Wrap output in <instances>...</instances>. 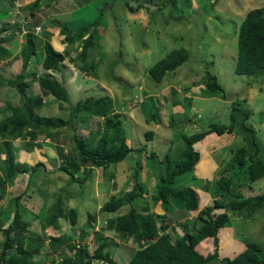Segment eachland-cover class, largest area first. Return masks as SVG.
<instances>
[{
  "label": "rangeland",
  "instance_id": "374dc122",
  "mask_svg": "<svg viewBox=\"0 0 264 264\" xmlns=\"http://www.w3.org/2000/svg\"><path fill=\"white\" fill-rule=\"evenodd\" d=\"M6 1L2 2L3 7L9 6ZM136 2L137 6L141 5L142 7L136 13H130L125 6L126 3L135 7ZM173 2L175 3L173 4ZM25 3L26 1L22 0L18 8L12 6L13 9L20 10L19 14L17 17L13 16L4 21L0 27L4 24L13 25L17 19H21L20 17L27 18L30 15L27 9L29 3ZM52 4L54 5L52 9H44L39 12L40 16L44 18L43 22L47 16H52L51 22H47L48 26H66L69 29L78 30L90 23L98 24L95 44L88 52L89 60L96 62L95 77L81 71L82 64L77 57L78 54L75 53L74 46L71 49L70 47L66 48L68 52L66 59L70 57L69 54L77 57V60L74 61L79 68L69 63L73 70H68L65 79H62L63 77L58 73H51L52 78L66 81L69 109L76 102L89 96H96L99 92L104 95L107 88L112 90L115 86L113 97L117 100L115 103L111 102L112 118L115 115L118 116L126 144L137 151L129 152L121 164L109 166L108 171L110 172L121 168L119 172H115L116 176L112 181H108V177L107 180L106 178L102 180L103 178H100L102 174L99 178H95L94 173L86 175L85 180H82L81 175L80 180L77 181H73L67 174L49 176L44 173L41 166L33 173L28 170L31 173L26 178V181L29 179V188L21 200H18L20 202L18 211L23 214L22 221L28 225L24 237L28 239L29 237L35 238V235L47 234L57 236L58 232L70 236L78 232L77 228L85 227L87 214L96 216L101 223L104 220L123 215L129 211V205L122 206L115 213L103 212L101 208L112 196H121L137 183L141 188V196L134 202L136 211L151 216L160 233V228L166 226V232L171 237L175 238L176 234L181 236L182 228H178L180 222H178L179 212H177L180 205L171 201L165 211L159 203L154 204L152 198L157 191L159 182V173L157 172H162L164 175L166 166H169L171 171L172 162L183 157V135L190 136L207 131L210 125H229V117L233 113L232 104L239 103L240 110L249 112L245 124L255 130L260 150L258 157L264 162V78L249 79L236 75L234 72L240 23L250 10L264 7V0H171V2L169 0H61L58 8L54 2ZM6 17L5 13L0 12V21ZM80 19L83 21L82 23ZM41 32H43V26H41ZM3 33L4 31L0 30L1 36ZM41 41L38 39L39 47H42ZM62 42L64 43L65 40ZM5 48L11 55L8 43L5 44ZM180 48L188 51V60L175 71L167 73L160 83L154 82L149 75V68L171 51ZM40 53L41 51H38L35 57L38 58ZM8 66H11V69ZM21 66L19 56L14 57L11 62L0 61L1 111L7 110V103H13L14 107L21 104L20 101V103L18 102L20 97L17 90L11 88L10 84L1 78L10 76L14 80L15 74L19 73ZM39 70V74H45L40 68ZM206 73L217 77L225 95L206 93L204 86ZM36 88L39 91H34V93H39L40 88L37 84ZM147 90L153 95L150 104L145 102L144 95ZM149 92L146 93L149 94ZM28 94L31 96L32 91H28ZM119 99L128 102L129 111L127 108L121 107L123 103ZM54 100L49 104L58 103V100ZM90 112L86 111L85 114L82 113L76 118H71L70 112L62 110L58 112L56 108L51 110V106L45 105L40 112L37 111L40 116L58 118L68 123L67 125L62 124L58 128L51 127V131L57 134L55 139L51 138V140H56V143L63 146L59 147L63 148L64 154L73 149L74 142L71 139L74 133L79 137L88 136L93 139L96 137L94 133L98 132L99 126L102 127V122L96 121L97 125L94 123L92 129L87 130L85 127L90 126V121L85 119L86 123H83L81 120L87 115L93 118V114ZM130 117L132 119L129 120ZM236 118L237 125L230 135L209 134L196 144L195 149L199 153L205 154L206 152L208 154L207 164L210 163L209 160L213 161V164L210 165L213 167L210 169L200 168L205 166L204 163L197 164L198 168L205 172L202 174L203 178L200 177L195 181L194 177H197L193 176L192 172L175 178L178 188L190 186L202 196L203 202L199 205L200 209L212 205L213 198L218 197L213 193L217 177L232 162L236 149L251 147L248 130H243L240 126L242 117L237 116ZM87 124L88 126H85ZM148 132H152L151 139H147ZM25 139L29 141L27 144L29 148H40V145L37 146L28 136ZM52 147L58 156L57 147ZM10 151V147H6L5 153L9 154ZM63 161L69 173L73 172L74 170L68 167L69 162L66 163L65 157ZM51 163L53 162L51 161ZM238 168L236 166L229 172L235 174L232 180L233 186L235 182L237 184L241 181L243 188L240 190L245 197L264 194V178L248 183V175L244 170ZM98 172L101 173V169ZM200 174L196 170V175ZM76 175L73 172L75 180L77 179ZM109 183L112 187L110 186L108 190L107 184ZM0 186H2L1 181ZM97 187L98 190L99 187L104 188L102 192H97ZM8 193L11 194L8 191L6 195ZM58 195L62 199L64 215L70 208L77 211L76 228L70 226L67 215L58 220L59 230L46 227V221H42L43 216H49L53 210L57 209L52 208V205L57 201ZM5 197L0 200V221L1 224L3 222L5 224L3 229H6L12 222V214L16 210L13 194L12 197ZM143 207H146L147 210L143 211ZM183 213H186V219L182 222L187 223L188 221L190 230L194 223L196 226L199 225L195 220L198 212L183 211ZM174 227L177 231H173ZM106 231L109 230L106 228ZM106 233L110 236L107 238L112 240L109 242L110 245H113V241L118 242V237L114 232ZM220 235L219 259L231 258L222 246V244L230 245L231 235L236 243L239 242L243 245L245 242L257 243L261 246L264 255V209L258 211L252 218L230 214L226 228L221 231ZM4 239L3 233L0 231V257ZM45 239L47 238L45 237ZM87 240L90 241L91 236ZM98 244L99 242H96L91 250L93 251L94 246ZM48 245L46 240L38 252L42 253V264H54L55 261H60L56 258L57 256L51 255L52 251ZM26 247L34 251L37 245L29 238L26 241ZM116 247L119 251L126 252L128 257L134 250L140 248L138 244L128 247L123 243ZM107 251L112 254L113 248H106L105 252ZM36 258L34 255L33 260ZM115 260L118 259L115 258ZM117 262L122 264L119 260ZM93 264L105 263L93 261Z\"/></svg>",
  "mask_w": 264,
  "mask_h": 264
},
{
  "label": "trees",
  "instance_id": "16d2710c",
  "mask_svg": "<svg viewBox=\"0 0 264 264\" xmlns=\"http://www.w3.org/2000/svg\"><path fill=\"white\" fill-rule=\"evenodd\" d=\"M43 1L33 0L27 5L30 14L25 18L27 24L42 25L43 18L38 13L41 10ZM169 1L171 2V0ZM50 5V0H46L45 7ZM125 6L130 13H136L142 7L141 5L137 6V2L135 7L128 3ZM42 26L44 27L45 25ZM97 27L98 24L94 22L81 27L76 32H72L66 26L60 29V35L65 37L66 48H71L78 42L82 43L77 55L82 64L80 69L94 77L96 75L94 72H96L97 68L96 62L89 60L88 52L95 44ZM41 33L46 39L42 42L40 49L44 56L39 68L45 74H38L36 71L26 74L32 61L36 60L35 62H37V59L34 58H36L37 48L39 47L38 38L29 34L26 36L20 51L22 64L20 73L14 80H6V83L10 84L11 88L17 90L21 102L20 106L11 108L8 116L0 121V137L6 139V147H9L8 140H16L22 136H28L34 140L40 132H45L47 137L55 139L57 134L51 131V127L58 128L62 124H68L61 119L43 117L37 113L43 106V97L47 95L62 102L69 101L64 85L52 78L50 74L62 71L63 62L68 52L66 48L63 52L56 51L48 41L50 34L46 31ZM6 42L5 38H0V61L10 57L9 51L5 48ZM188 58L189 53L186 49H175L152 65L149 68V75L154 82L160 83L167 73L175 71ZM234 72L236 75L245 76L249 79L264 78V7L250 10L240 23ZM206 75L204 83L206 93L225 95V91L219 84L217 77L210 73H206ZM34 81H37L41 93L29 98L26 94V89ZM111 102L112 100L107 96H89L70 106L71 118H76L80 113L86 111H91L90 113L93 116L104 118L102 127L99 126L98 132L94 133L96 140L95 138L79 137L74 133L71 139L74 142L72 152L64 154L63 148L57 146L58 156L61 159V166L57 171L69 175L73 181L80 180H75L73 172L78 174L83 170L82 180H85L87 178L86 175H90L92 169H101L104 178L107 180L108 177V181H112L115 179L116 174L115 171H108L109 166L124 161L128 153L134 150L126 144L118 116L115 115L113 118L111 116L113 109ZM232 110L233 113L229 117V125H210L207 131L190 136L183 135V157L172 162L171 171L169 170L170 167L166 166L165 177H163L162 172H157L159 173V182L157 191L152 198L154 204L159 203L160 207L167 211L168 204L174 201L185 212H198L195 218L199 223L198 226L194 223L190 230L188 221L187 223L182 222L186 219L182 215L178 220L180 222L178 228H182L181 236L176 234L175 238H173L169 234L164 233L167 229L166 226L160 228L163 233L159 234V228L153 218L136 211L134 202L141 196V188L138 183L121 196H112L102 206L101 211L107 213H115L124 205L130 206L127 213L106 220L109 231L105 230L106 232H114L118 237V243L113 242V245L118 246V244L123 243L128 247L136 244L140 246V248L134 250L126 264H264L262 248L254 242H245L244 250L233 258L224 257L219 259L220 233L226 228L230 214L241 215L243 218H252L258 211L264 209V194L245 197L240 190V188H243V183L239 181L237 184L235 182L234 186L232 184L235 174H230L229 172L236 166L239 167L238 169L244 170L248 175V183L264 178V162L258 157L260 150L256 132L251 126L245 124L249 112L240 110L239 103L232 104ZM237 116L242 117L240 121L241 128L249 132L251 147H239L236 149L232 162L217 177L216 188L213 193L214 195L217 194L218 197L213 196L212 205L200 209L199 205L203 202L202 196L190 186L178 188L175 178L190 172L197 177H194L195 181L202 177V174L196 175V170L199 171L197 164L204 163L205 166L208 165L209 156L206 152L205 154L199 153L195 149L196 144L209 134L215 133L217 136L230 135L237 125ZM151 138L152 132H148L147 139ZM64 157L66 163L69 162L68 167L74 170L73 172L69 173L64 165ZM6 158L4 164L7 166L6 170L9 173L7 178H0L2 185L0 186V200L3 199L7 187L12 186L17 175L22 173L29 175L31 173L28 170L33 173L40 166L38 163L31 167L27 165L15 166L14 156L11 151ZM27 188H29V179L24 191L14 198L16 210L12 214V222L6 229L0 228L5 238L0 264H34V255L44 245L46 235L44 237L35 235V238L29 237L30 241L37 245L35 250L33 251L30 250L31 248L26 247V241L29 238L26 239L24 237V232H26L28 225L22 221L23 214L18 211V207L19 201L27 192ZM61 200V196L58 195L57 201L52 205V208L57 209L53 210L54 212L52 211L49 216H43L42 221H46V227L59 230L58 220L67 215L70 226L76 228L78 221L77 211L70 208L64 215ZM142 210L146 211L147 208L143 207ZM96 219V216L87 214L85 227L82 229L77 228L78 236L76 233L69 236L58 232L57 236L50 234L46 237L49 239V247L52 253L56 254L57 258L60 259L56 264H91L94 260L102 261L105 264H119L108 251L105 252L110 243H107V239L101 234L94 235L93 241L95 243L99 242V244L92 254L88 252L85 239L90 233H93L91 223ZM174 230L177 231L175 227ZM75 241L79 243L78 248L74 244ZM142 242L144 246H142ZM222 246L224 251L230 254L232 251L231 246L225 244H222Z\"/></svg>",
  "mask_w": 264,
  "mask_h": 264
},
{
  "label": "crops",
  "instance_id": "0c3cea01",
  "mask_svg": "<svg viewBox=\"0 0 264 264\" xmlns=\"http://www.w3.org/2000/svg\"><path fill=\"white\" fill-rule=\"evenodd\" d=\"M3 1L4 0H0V12L5 13L7 15V17L4 20L0 21V24H3L4 21L9 20L13 16L17 17V15L19 14L20 10L19 9L18 10L17 9H13V8H18V5H20V2L22 0H18L16 2V4H14L13 1H11V0H8V1L5 0L7 2V4L9 5V6H6V7H3V5H2V2ZM24 1H26V3H29V2H31L33 0H24ZM44 1L45 2L42 3L41 10L40 11H42L44 9L45 10L52 9V7L54 6L52 4L53 2L56 4V7L58 8L59 5H60V2H61V0H50L51 5L49 7H45L46 0H44ZM12 6H13V8H12ZM53 9L55 10L56 8L54 7ZM39 14L40 13H38V15ZM58 14L61 15L62 13H58ZM51 17L52 16H47L45 18V21H44L46 23H44V22L41 23L42 25H45L43 27V31L44 32L46 31V32H48L50 34V37H49L48 41L53 46V48L56 51L63 52V50L66 48V45H65V43L62 42L64 40V36L63 35H60V29H61V27H58L57 25L48 26L49 23H47V22H51V20H52ZM20 18L21 19H17V21L13 25L4 24V26L0 27V30H3L4 31L3 35L2 36L0 35V38L2 37V38H5L7 40L6 43H8V48H9V50L11 52L10 57L7 58V59H5V60H3V61H1V62H4V61L11 62L14 59V57H17V56L20 57V51H21V48H22V44H23V42H24V40H25V38H26L27 35L32 34L36 38L41 39L42 40L41 42H43L46 39V37H43L42 35L40 36L41 33L39 35H35V33H34V29L37 26H42V25L39 24V25L34 26L32 23L31 24H27V21L25 20V17H20ZM80 22L82 23L83 21L80 19ZM70 30L72 32H76L77 31V30H72V29H70ZM39 43H40V41H39ZM38 46H39V44H38ZM80 46H82V43H80V42H78L77 44L74 45L75 53L78 54V52L81 49ZM13 49H14V51H13ZM40 49H41V47H38L37 48V53H38V51H41V53L39 54V57L38 58H34V59H37V62H35L36 60L35 61H32L31 65L29 66V69H28V71H30V72H28V71L26 72L27 75L29 73H31L32 71H36L37 73L40 71L39 70V65H41V62H42V59H43V56H44L42 50H40ZM69 56L70 57L68 59H66L67 57H65V60L63 62V65L64 66L62 68V71L61 72H58V74H60L61 77H63L62 79H65L66 78L65 76L68 75V70L69 71H72L73 70V68L70 66L69 63H71L74 67L79 68L78 65H76V61H74V60H77V57L73 56L72 54H69ZM8 67H9V69H11V66H8ZM19 73H20V71H19ZM19 73H16L15 75L17 76ZM83 73H85V72H83ZM1 78L3 79L4 82H6V80H8V79H12V78H10V76L9 77H6V78H4V77H1ZM55 80H57V79H55ZM58 82L62 83L64 85V87L65 86L66 87L68 86L67 83H66V81L59 80ZM36 84L38 85L37 81H34V82L31 83V86H29L26 89V94H28V91H32V95L31 96H29V94L27 95L29 98L35 97V96H37V95H39L41 93V89H40V92L39 93L38 92H35L34 93V91H39L36 88ZM38 87H39V85H38ZM114 87L115 86H113L112 90H110L109 88H107V92L104 91V95L101 92H99V94H97L96 96H92V97L107 96V97H109L112 100L113 103H115L117 99H114V97H113ZM34 88H36L37 90L34 89ZM71 89L73 90V88H71ZM146 92H149V91L148 90L145 91V94L147 96L143 94L144 97H145V102L147 104H150L151 98H152L153 95H152V92H149V94H147ZM119 93H117L118 96H119ZM154 94L157 95L156 93H154ZM136 98H139V97H136ZM54 99L55 98H53L52 96H49V95L43 97V106H42V108L46 105V106H51V110L52 109L54 110L56 108V110L58 112L61 111V110L62 111H68L69 112L70 109H69V105L67 104V102H62V101H59L58 100V103L57 102H54L53 104H49L50 101H55ZM19 101H20V98H19L18 102ZM119 101L121 103H123V105L121 107L127 108V110L129 111L128 102L127 101H124V100H120V99H119ZM7 104H8L7 105V107H8L7 110H2V111L0 110V120H3L4 118H6L8 116V114H9V112H10V109L14 107L13 103L11 104V102L10 103H7ZM0 105H1V102H0ZM4 105L6 106V104H4ZM17 106H19V105H17ZM40 110H39V112H40ZM81 114L82 113H80L79 115H81ZM84 114H85V112H84ZM113 114H114V112H113ZM82 117H83V115H82ZM85 119H88V121H90V123H91L90 126H88V124L85 125V126H88V127H85V128H87V130H89V129L91 130L92 129V126L94 125V123H96V125H97V122L96 121H98V122L101 121L102 122V117H97V116H93V118H91L90 116L87 115L85 118L84 117H83V119L81 118V120H82L83 123H86ZM128 119L130 120V119H132V117H130ZM77 129H78V127H77ZM63 135L66 136V134H63ZM26 137L27 136H25V137L22 136V137H20L19 139H16V140H8V144H9V147L11 149V153L14 156L15 166H24V165H27L28 167H31V166H34L35 164L38 163V164H40V166H41L40 168H42L44 170V173L46 175H49V176H58L60 174L66 175L63 172L57 171L60 168V166H61V159H60L59 156H57V152H55V150L52 147V146H55V147L61 146V147H63L62 145H59L58 143H56L57 142L56 140L53 141L54 139L51 140V138L47 137L45 135V132H40L36 136V138L33 140V142L37 146L40 145V148L33 149L32 147L29 148L27 146V144H29L28 143L29 141L25 139ZM86 137H88V136H86ZM5 142H6V139H3V138L0 137V178H3V179L4 178H7V174L9 173L6 170L7 166L4 164V161H5L6 156L8 154V153H5L6 152ZM70 152H72V151H70ZM51 161L53 163H51ZM209 161H210V163H208L209 166L208 165L201 166L200 168L207 167V169L208 168L210 169V167H213V166H210L211 164H213V161L212 160H209ZM119 164H121V162ZM198 167L199 166H197V168ZM120 169L121 168H118V169H115L114 171L115 172H117V171L119 172ZM82 171L83 170H81L79 172V174H77V177H78L77 179H80V176L81 175L83 177L84 174H82ZM199 172L201 174H204L205 173L203 169H199ZM93 173L95 174V178H99L100 174H102V173L98 172L97 169H92L91 174H93ZM28 176L29 175L26 174V173H22V174L17 175L16 178H15V180H14V182H13V185L10 186V187H7L3 199L6 198L5 196L12 197V194H13L14 198L17 197V196H19L24 191L23 189L26 187V184H27L26 178H28ZM100 178H103L102 180H104V176L103 175H101ZM110 186L112 187L111 183L107 184V187H108L107 189L108 190H109V187ZM103 188L102 187L101 188L99 187V190H101V191H99L98 190V187H97V192H102ZM114 188H115V186H114ZM8 191H10L11 194L8 193L6 195V193ZM3 199H1V200H3ZM177 212H179V214H178L179 218H180V216L182 217V215H183L184 218L186 217V214L183 213L182 208H180L179 206L177 208ZM187 213H189V212H187ZM0 224H1V221H0ZM4 226H5V224L3 222V224H1V227L0 228L3 229ZM44 231H46V230H44ZM48 235L49 234H47L46 237H48ZM40 236H43L44 237V235H40ZM230 239L232 240L231 243H230L231 248H232V251L230 252L229 256H231V258H233L236 255H238L240 252H242L245 247H244L243 244H240L239 242L236 243L235 240L232 238V235L230 236ZM45 241H46V239H45ZM109 247H110V249L113 248L112 254L110 253L111 256H112V258L118 259L120 262H122V264H126L129 261V259L131 258V255L132 254L129 255V257H128V255L126 254V252L119 251L118 250V247H116V245L115 246L114 245H110L107 248H109ZM51 255L56 256V254H53V253ZM35 257H37V258H36V260H33L34 264H42V262H41L42 261V258H41L42 257V253H40V254L38 253L37 255H35ZM57 262L58 261H55L54 264H56ZM94 262H98V261H95L94 260ZM91 264H93V261H92Z\"/></svg>",
  "mask_w": 264,
  "mask_h": 264
},
{
  "label": "built area",
  "instance_id": "2783aa9c",
  "mask_svg": "<svg viewBox=\"0 0 264 264\" xmlns=\"http://www.w3.org/2000/svg\"><path fill=\"white\" fill-rule=\"evenodd\" d=\"M16 1L17 0H13V2H14V4L16 3ZM34 33H35V35H39L40 33H41V26H37L35 29H34ZM91 225H92V227H93V233H90V235L89 236H91V240L90 241H88L87 239H88V237L85 239V244L87 245V249H88V252L89 253H91L92 254V247H93V245L95 244V241H93V238H94V235L95 234H101V235H103L104 236V238H106L107 239V243H109L110 241H112V240H109V238H107V237H110L107 233H106V228H107V225H108V223H107V221L106 220H104L102 223H101V221L100 220H95L94 222H92L91 223ZM105 231V232H104ZM105 233V234H104ZM76 235L78 236L79 235V232H77L76 233ZM115 239V238H114ZM47 240V243L49 244V239L47 238L46 239ZM118 243V242H117ZM74 244H75V246H76V248H78V245H79V243H78V241H75L74 242ZM142 244V246H144V244H143V242L141 243ZM97 246V245H96ZM96 246H94V249L96 248Z\"/></svg>",
  "mask_w": 264,
  "mask_h": 264
},
{
  "label": "clouds",
  "instance_id": "9594fccd",
  "mask_svg": "<svg viewBox=\"0 0 264 264\" xmlns=\"http://www.w3.org/2000/svg\"><path fill=\"white\" fill-rule=\"evenodd\" d=\"M12 1H13V0H12ZM17 1H18V0H17ZM17 1H16V2H17ZM13 3H14V2H13ZM15 4H16V3H15ZM111 116H112V115H111ZM103 120H104V118L102 117V122H103ZM76 178H78L77 175H76ZM170 229H172V228H170ZM173 231H174V229H173ZM162 233H163V232H161V233L159 232V234H162ZM164 233H167L166 230L164 231ZM167 234H168V233H167ZM37 254H38V253H37ZM37 254H35V255H37Z\"/></svg>",
  "mask_w": 264,
  "mask_h": 264
}]
</instances>
